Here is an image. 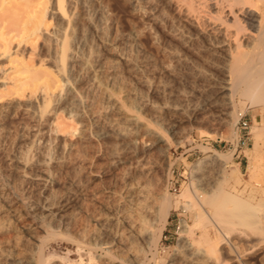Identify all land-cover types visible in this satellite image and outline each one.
Listing matches in <instances>:
<instances>
[{
    "label": "bare ground",
    "instance_id": "1",
    "mask_svg": "<svg viewBox=\"0 0 264 264\" xmlns=\"http://www.w3.org/2000/svg\"><path fill=\"white\" fill-rule=\"evenodd\" d=\"M50 2L52 7L48 11ZM113 2L114 0H100L97 4L96 1L99 11H96L98 8L95 9L97 15L95 13L94 15L98 19L95 20V16L93 18L90 16L93 13L87 14L88 9L83 5L82 0H0V242L5 240L7 244V246L0 244V264H47L45 242L52 233L61 230L69 236L70 240L76 242L77 251L82 247H87L69 235L72 226L70 217L72 216L68 217L67 211L71 203L69 201L68 203L67 199L64 200L65 198L62 196L61 199L60 196L58 198L54 189L62 179L59 178V175L65 167L69 166L70 171L77 170L78 174L76 171L74 173L79 178V173L84 170L83 164L91 154L88 149L93 147L90 141L92 138L89 136L94 133L86 135L88 132L86 131L84 135L81 131V137L76 135L77 139L73 135L76 127L89 123L90 120H87L89 115L94 124L91 123L92 126L100 129L98 135H96L97 133L94 135V138L97 136L98 140L97 138L94 140L103 143L113 140L120 148L113 150L111 147L112 149H110L114 152L119 150L114 153L117 154L116 157L108 150L112 155L110 157H114V159L112 158L114 162L112 170L117 175L116 179L120 181L119 186L116 185L119 187L117 189L119 191L116 190L119 194L117 193V196L114 197L113 192L115 191L111 192L113 185L108 193L111 194H109L110 196L113 195L114 199L116 198L115 202L119 201L121 204L118 205L116 202L117 205H111L110 210L107 208L108 213H102L103 215L108 214L109 221H112L113 225L110 224L111 233L106 232L108 229L104 231L107 228L104 227L107 217L106 221L101 219L105 222L93 219L95 224L89 219L84 224L79 237L88 241L87 264H130L121 256L120 259L116 258L117 262L108 259V256L113 255L114 251L112 252V250L114 249L112 248H115L116 251L119 250L120 253L121 248H124L121 245L126 241H129L131 245L134 243L147 244V247H130L132 250L129 251L128 256L134 261L139 260L140 254L144 257L145 252H151L152 247H156L161 240L171 210L180 204L186 210L192 208L195 216L194 226H198L201 230L198 239H196L192 227L187 222H182L183 233L188 234L190 238L187 239L188 245L186 246L189 254L175 256L171 260V264H229L231 262L241 264L238 256L232 255L231 248L220 249L221 242L224 240H232L233 244L238 242L245 244L243 252L249 258L243 264H264V0H121L122 6L132 8V12L135 11V16L139 20V23L130 22L128 24L130 31L128 28L127 30L128 33L131 32L135 43L133 40L132 42L135 46L128 45L127 49L135 47L134 49L138 48L141 51L140 49L143 47H139L147 44L150 49L157 52L156 57L151 58L150 54L146 55L150 56L152 61L147 60L149 59L147 57L144 60L145 55L142 57L140 54L142 57L139 55L140 60H144L141 62L137 59L139 54L137 50L135 51L138 54L132 55L131 48L128 49L131 53L126 47L120 48L121 44L125 46L123 43L125 40L121 41V37H117L118 33L115 32V29H113L115 30L114 35L111 34L113 30L109 29L111 33L108 32L107 21L110 19V14L105 10ZM143 4L148 7L142 9ZM115 5L112 10L120 8L118 7L120 5ZM129 8L123 10L127 12ZM109 11L111 10L109 9ZM114 15L112 14V16ZM111 19L113 18L111 17ZM127 19L125 22L128 21ZM135 19L134 21H137ZM109 28L112 27L109 25ZM89 31L99 34V46L95 47L96 44H92L90 41L92 34L89 35ZM94 35L97 39V34ZM161 41L166 42L165 45L160 43ZM167 42L174 43L176 52L164 59H161L162 55L160 54V61H164L159 65L164 63L165 67L166 59V61L170 60L168 65L172 62L174 65L179 63V69L180 63L183 66V61H186L187 52L194 54L199 59L203 51L210 57L207 59V63L218 69L220 73V75L218 73L219 76H213L214 80L212 81L214 82L211 83L215 88L214 90L211 87L213 91H217L216 95L214 94V100H210L208 103L204 100L203 104H207L201 105L199 108L197 105V108L194 107L195 112L193 113L188 114L187 111H191L192 106L196 103H193L190 110L187 109L188 106H186L187 108L183 106L184 103H189L183 102L184 100L188 101L189 97L188 100H181L182 102L178 103L179 107L171 105L166 107L162 104L163 106L160 105L159 109H156L155 106H150L148 104L149 96H145L144 93L150 92L152 99H155L157 95L153 98V94H158L157 88L160 87L156 86L155 92L152 85L153 79H151L153 77L149 78L151 73H148L149 75L146 73L148 76H144L148 78L144 79L143 77L144 80L137 77L141 76L140 71L143 73V69L146 70L147 67H152L154 70L153 66H156V63L153 62L159 61L157 57L161 50L160 45H163V48L168 47ZM199 42L202 46L197 45ZM145 46L144 48H146ZM166 47L164 50L168 49ZM169 47L172 48V46ZM150 49H148L149 53H153L150 52L153 51ZM145 50L144 54H148ZM36 51L37 53H35ZM29 54L32 57L35 55L37 60H33ZM165 55H167L166 52ZM165 55L163 53V57ZM203 56L205 57L204 54ZM153 58L157 59L154 61ZM192 60L189 62L193 63ZM193 61L195 62V60ZM203 62L201 61L200 65L204 64ZM201 66L203 67V65ZM199 71L203 75L208 72H204L202 69ZM125 76L133 78L136 76L135 80L139 85L135 83V86L145 87L146 92H144L145 89L142 91L143 88H140L141 90L138 87V90L132 89L133 87L129 85V81H126L128 79H125ZM197 76L201 77V74ZM177 77L176 79H178ZM133 78L129 79L130 82L133 81ZM196 81L193 82L196 83ZM211 84L209 85L211 86ZM192 88L194 89V87ZM198 89L201 88L198 87ZM203 89L200 90V93ZM134 90H140L144 95H141L140 91L135 92ZM165 92L164 90L163 97ZM167 92L169 93V91ZM172 93L174 92L171 90L169 95L171 96ZM188 93L185 94L188 95ZM177 95L179 94L177 93ZM211 95L207 93L206 99L209 100ZM172 97L163 99L166 98V101ZM196 99L194 98V100ZM194 100L192 98L191 101L194 102ZM152 102L155 104L157 101ZM177 102L179 100H176L175 103ZM173 105L176 104L173 103ZM247 105L259 108L263 117L262 127L259 132L257 131L262 143L259 146L261 148L258 150V162L255 165L257 167L255 183L251 184L249 188L247 186L240 188L235 185L227 190L222 186L223 181H221L217 183L214 190L197 194L200 188L201 190L202 187L207 189L208 184L205 172L207 164L201 163L195 171V180L199 189L194 188V192L192 191L196 200L193 198L190 188H186L178 196L179 199H175V202L169 199L166 193H160L156 181L158 175H155L158 169V167L156 169V162L159 160L156 159L157 161L152 163L150 156L153 151L162 155L165 149L170 147V138L168 139L169 136H166L169 133L168 130H165L166 133H164L161 126L151 122L152 114H158L160 117L165 115L169 117L168 114H174L177 118H181L187 126H200L206 130L210 127L217 128L223 123H231L236 129L234 131L237 132ZM210 109L219 112L215 114H219L220 118H211V115L208 114L212 111ZM64 115L71 121L75 120V125L79 124L75 128L66 124L71 130L75 129L74 132L73 130L66 131V127L60 121L62 126L58 123V118H64ZM147 115L151 120L146 118ZM174 118H170V120ZM177 118L175 119L177 120ZM59 120L63 122L62 119ZM178 123L180 122H177V126ZM170 124L168 128H170ZM90 126L88 125V127ZM88 127L83 126V129H88ZM69 131L74 133L72 138L75 140L70 137V134L68 135ZM93 132L95 131L93 130ZM102 142H99V145L103 147ZM97 144L94 145V148ZM96 149L95 151H97ZM206 150H208L209 163L217 169L224 167L226 163L224 154L211 149ZM103 154L100 155L101 159L104 158ZM108 157L106 156V159ZM154 157L151 156L153 160ZM162 157L160 156V158ZM105 161L108 163L107 160ZM106 162L103 161V163ZM97 163L95 161L94 164L97 165ZM103 163L101 161L105 168L107 164ZM90 165L92 164L90 163ZM88 166L85 165L89 168ZM97 167L95 166V168ZM99 167L102 170L101 165ZM91 168L94 167L90 166V171ZM69 170L65 174L68 175ZM83 172V175H89ZM97 172H94V175L98 176L99 172ZM236 172L239 173V171ZM74 173L72 174L75 176ZM107 173L109 174L108 171ZM92 179L94 178L92 177ZM80 180L84 183L86 178L78 180L83 184ZM33 185L35 188L36 185L40 186V189L42 188L40 197H32ZM106 187L109 188V186ZM97 194L96 196L99 198ZM109 195L107 194V196ZM110 196L107 198L110 199ZM105 203L104 205H106ZM103 210L105 211V209ZM212 227L215 230L214 234H212ZM91 228L92 230H90ZM107 236H109L108 239L111 237V240L100 243ZM129 243L123 245L126 246ZM105 244L110 245L103 247ZM97 249H101L102 252L98 258L93 255Z\"/></svg>",
    "mask_w": 264,
    "mask_h": 264
},
{
    "label": "rangeland",
    "instance_id": "2",
    "mask_svg": "<svg viewBox=\"0 0 264 264\" xmlns=\"http://www.w3.org/2000/svg\"><path fill=\"white\" fill-rule=\"evenodd\" d=\"M96 1H97V4H98V2L100 1V0H82V3H83V5H85L86 7H87V9H88V11H87V14L88 15H90L89 13H93L92 15H90V16H92V18L95 16V15H97L96 13L99 11V8H98V5L96 4ZM116 2V3H115ZM119 2V3H118ZM121 2V0L120 1H117V0H114V4H116L117 6L118 5H120V6H118V7H120V8H115L114 10H112L113 8H114V4L113 3H111V5H109L108 7L109 8H105L106 10V12L108 13V14H110L109 16H110V19H109V21H107V23H108V25H107V27H108V32H109V29H110V31H112L113 29H115V30H113L112 31V33L111 32H109V33H111V34H113L114 35V31L115 32H117L116 34H117V37L118 36H120L121 38H123V39H121L120 37V40L122 41V40H125V41H123V43H125L124 45L125 46H123V44H121L120 45V48H125L126 47V49H127V46L129 45H131V46H135V41H134V39H133V37H132V34H131V32L130 33H128L129 31H130V29L128 28V24L130 23V22H137V23H139L138 21V18L135 16V11L134 12H132V8H129V7H127V6H125V8L122 6L123 4H122V2ZM113 4V5H112ZM52 4H51V2L48 4V11L50 10V8L52 7L51 6ZM115 5V6H116ZM144 5H146V4H143L142 5V9H144V7H148V5H146V6H144ZM97 6V7H96ZM112 6V7H111ZM123 7V9H125V10H127V8H129V10H131V11H125V10H123L122 9V7ZM85 7V8H86ZM98 8V10H96L95 11V9H97ZM87 9H85V10H87ZM109 9L111 10V11H109ZM146 9V8H145ZM148 9V8H147ZM142 11H147V10H142ZM113 12V13H112ZM131 12V13H130ZM94 13H95V15H94ZM114 15V16H112V14ZM133 14H134V16H133ZM111 17L113 18V19H111ZM133 17H135V18H137V19H135V18H133ZM128 18V19H127ZM129 18H131V19H133L132 21H130L129 20ZM94 19L95 20H98L97 19V17L95 16L94 17ZM116 19V20H115ZM128 20V21H126L125 22V20ZM134 19L135 20H137V21H134ZM114 20L115 21H117L116 23L114 22ZM111 21H113L114 23H115V25H112V24H114L113 22L112 23H110ZM98 22V21H97ZM99 24V23H98ZM126 24H127V26H126ZM133 24V23H132ZM136 24V23H135ZM109 25H110V27H112V28H109ZM114 27V28H113ZM127 28H128V30H127ZM90 34H92V35H90ZM94 34H97V39H96V36L94 35ZM127 34H128V36H127ZM130 34V35H129ZM87 35H88V32H87ZM89 35H90V37L92 38H90V41L92 42V44L94 45V43L96 44L95 45V47L98 45H100V41H99V34L98 33H96V32H91V31H89ZM131 36V37H130ZM128 37V38H127ZM130 37V38H129ZM89 38V37H88ZM127 38V39H126ZM132 38V39H131ZM132 40L134 41V43L132 42ZM120 41V43H122ZM98 42H99V44H98ZM160 43H162V44H164L165 45V43L166 42H164V41H161ZM127 44V45H126ZM174 43H168L167 42V46L168 47H166V48H168V49H166V50H164V48H163V45H160L161 47V50L159 51V53H158V57L157 58H159V59H157V58H153V60L155 59H157V60H159L158 62L156 61V62H153L154 64L156 63V66H153L154 67V70H156V71H154L153 70V68L152 67H150L151 66V64L149 65V67L150 68H148L147 67V69L146 70H144L143 69V71L145 72H141L140 71V75L142 76H137L138 77V79L140 78V79H142V80H144V79H146V78H148V77H145V76H148L150 73V75H149V78H151V77H153V78H151V79H153V81H152V85H153V87H154V89H155V87L157 86V87H160V88H157L158 89V91H159V93L158 94H161L160 96L156 93V94H153V98H154V96L156 97V95H157V97L155 98V99H152V94L150 93V92H146V89H145V87L143 88L141 85H140V88L142 89L143 88V90L142 91H144V89H145V91L144 92H146V93H144L145 94V96H149L148 98L150 99H148V104L151 106V105H153V106H155L156 107V109H159V107H160V105L161 106H165L166 105V107H167V105H171V106H178L179 104L178 103H181L184 99H187L188 100V97H189V100L188 101H183V102H189V103H184V107L185 108H187L186 106H188V110H190V108H192L191 109V111H187V113L189 114V113H193V112H195L194 111V107L195 108H197V105H198V108H199V106H205L210 100H214L213 98H215V95H216V92L217 91H213V89L215 90V88L213 87V83L212 82H214V81H212V80H214V77L215 76H217L218 75V73H219V71H218V69H216L215 67H213L212 65H210V63H207V59H210V57H209V55L206 53V52H203L202 51V54H201V57L203 56V54L205 55V57L203 56L202 58L201 57H199V59H198V57L197 56H195L194 54L192 55L190 52L188 53L187 52V55H186V57H185V59H186V61H183V66H181V63H180V68L178 69V65H179V63H176L175 65H174V63L172 62L171 64H173L174 66H175V69H173V65H171L172 66V68H171V66L170 65H168L169 64V62H170V60H168V61H166V59H165V67H164V63L160 66L159 65V63L161 62H163L164 60H162V61H160V57H161V55H162V57H163V53H164V55H165V52H166V54L167 55H165L163 58L161 57V59H164L166 56H168V55H171L172 53H174V52H176V47H175V45H173ZM146 45V46H145ZM145 45H143V46H137V47H139V48H141V47H143V49L141 48L140 50L141 51H139L138 50V48L137 49H134L135 47H128V49H130L131 48V52H130V50H128L132 55H137L138 54V52H139V54L137 55L138 57H137V59L141 62L143 59L144 60H146L145 59V57H147L146 55H149L150 54V56H151V58L152 57H156L157 55V52H155L156 50H154V49H152L153 51H150V52H153V53H155V54H153V53H149V51H148V49H150V47H149V45H147V44H145ZM197 45H201L202 46V44H201V42H199V43H197ZM144 46L146 47V48H144ZM169 46H172V48L171 47H169ZM147 47H149V48H147ZM174 48V49H173ZM134 49V50H133ZM145 49H147V50H145ZM150 49V50H151ZM135 50H137V51H135ZM143 50V51H142ZM144 50L145 51H147L148 52V54L146 53V54H144L145 52H144ZM168 50V51H167ZM164 51V52H163ZM135 52V53H134ZM141 52V53H140ZM160 52H162V53H160ZM170 52V53H169ZM29 53H31V52H29ZM35 53H37V51L35 52ZM35 53H33V54H35ZM142 55V57H143V55H145L144 57H143V59H141L140 60V57H141V55ZM161 54V55H160ZM30 55V54H29ZM31 55H32V53H31ZM30 55V56H31ZM36 55V54H35ZM35 55H33V57H32V59L33 60H37V57L35 56ZM139 55H140V57H139ZM191 55V56H190ZM150 56H148L147 58H149V59H147V60H151L152 61V59L150 58ZM190 56V57H189ZM208 56V57H207ZM141 57V58H142ZM197 59V61H196V59ZM201 58V59H200ZM191 59H193V60H195V62L192 60V62L193 63H191V61L189 62V60H191ZM143 60V61H144ZM154 60V61H155ZM200 60V61H199ZM199 61V62H198ZM201 61H204L203 63L205 64H208V65H204V64H202L201 63V65H203V67L200 65V62ZM206 61V62H205ZM186 62V63H185ZM152 63V62H151ZM167 63V64H166ZM188 63H190V64H188ZM198 63H199V65H198ZM186 64H188V65H186ZM193 64V65H192ZM197 64V65H196ZM190 65V66H189ZM210 65V66H209ZM166 66H167V68H168V66H169V71H168V69L166 68ZM196 66V67H195ZM162 67V68H161ZM182 67V68H181ZM189 67V68H188ZM200 67H202V68H200ZM156 68V69H155ZM163 68H165V69H163ZM199 68V69H198ZM206 68V69H205ZM208 68V69H207ZM149 69V70H148ZM150 69H152V70H150ZM162 69V70H161ZM197 69V70H196ZM202 69V71H204V72H212L211 74H210V72L208 73H204V75H206V76H204L203 74H202V72L201 71H199V70H201ZM167 71V72H165V71ZM175 70V71H174ZM147 71H149V72H147ZM153 71V72H152ZM168 72H169V74H168ZM199 72V73H198ZM201 72V73H200ZM148 75H147V74ZM143 74V75H142ZM156 74V75H155ZM181 74H182V76H181ZM184 74V75H183ZM191 74V75H190ZM201 74V77L200 76H197V75H200ZM210 74V75H209ZM213 74V75H212ZM145 75V76H144ZM152 75V76H151ZM155 77H154V76ZM173 75V76H172ZM179 75V77H177ZM187 75V76H186ZM194 75V76H193ZM215 75V76H214ZM219 75H220V73H219ZM218 75V76H219ZM175 76V77H174ZM214 76V77H213ZM126 78L125 79H128V80H126L128 83H130L129 85L131 86V87H133L132 89H137V87H138V81L137 80H135V77L133 78V77H128V76H125ZM143 77H144V79H143ZM176 77L178 78V79H176ZM181 77H182V79H181ZM211 79H210V78ZM131 78H133V81H131L130 82V80H132ZM196 78V79H195ZM130 79V80H129ZM201 80V81H198V80ZM135 80V81H134ZM150 80V79H149ZM196 81V83L195 82H193V81ZM211 80V81H210ZM151 81V80H150ZM155 81V82H154ZM182 81V82H181ZM205 81V82H204ZM207 81V82H206ZM133 82V83H132ZM179 82V83H178ZM200 82V83H199ZM135 83H137L138 85L137 86H135ZM156 83V85L154 86V84ZM191 83H193L192 85H191ZM195 83V84H194ZM211 84V86L209 85V84ZM134 85V86H132V85ZM197 84V85H196ZM208 84V85H207ZM204 85V86H203ZM162 86H165V87H167L166 89H165V87H162ZM170 86V87H169ZM187 86V87H186ZM190 86V87H189ZM196 86H197V89H196ZM206 86V87H205ZM135 87V88H134ZM192 87H194V89L192 88ZM198 87L199 88H201V89H203L202 91H201V93L203 92H206L205 94H201L200 93V90L198 89ZM213 89H212V88ZM139 88V87H138ZM139 88V89H140ZM164 88V89H163ZM172 88V89H171ZM174 88V89H173ZM186 88V89H185ZM205 88H206V90H205ZM140 89V90H141ZM157 89H155V92H156V90ZM169 89H171L172 90V92H174V93H172V95L170 96L169 94L171 93V90H169ZM180 91H179V90ZM183 89H184V91H183ZM196 89V90H195ZM209 89H210V91H209ZM138 90V89H137ZM137 90H134L135 92H139V91H137ZM161 90V91H160ZM163 90V91H162ZM164 90L166 91L165 93H164V97H172V98H170L169 100H166L165 101V99H163L164 97L162 96L163 95V92H164ZM177 90V91H176ZM190 90V91H189ZM192 90V91H191ZM199 90V91H198ZM142 91H140V94L141 95H144V94H142L143 92ZM157 91V92H158ZM167 91H169V93L167 92ZM186 91V92H185ZM162 92V93H161ZM187 92H191L192 94H189L188 93V95H186L187 94ZM196 94H195V93ZM215 92V93H214ZM179 94V95H177L176 96V94ZM186 93V94H185ZM201 95L200 97H199V94ZM207 93L208 94H212L211 95V98L208 100V99H206L207 98ZM184 94V95H183ZM215 94V95H214ZM151 95V96H150ZM167 95V96H166ZM192 95V96H191ZM193 95H194V97H193ZM196 95V96H195ZM160 98H159V97ZM176 96V97H175ZM179 96V97H178ZM182 96V97H181ZM184 96V97H183ZM187 96V97H186ZM197 96H198V98H197ZM213 96V97H212ZM175 97V99L176 100H179V102H177V103H175L176 102V100L175 99H173ZM191 97V98H190ZM204 98L205 97V99H202V98ZM210 97V96H209ZM208 97V98H209ZM167 98V99H168ZM192 98H193V100H194V98L196 99V100H194V102L193 101H191L192 100ZM158 99V100H157ZM174 100L173 101V103L174 104H176V105H173V103H172V100ZM191 99V100H190ZM198 99H199V101H198ZM157 101L155 104H158V105H155V104H152L153 102L152 101ZM182 100V101H181ZM207 102V103H205V105L203 104L205 101ZM208 100V101H207ZM164 101H165V103H164ZM191 101V102H190ZM196 101V102H195ZM197 101H198V103H197ZM152 102V103H151ZM160 104H159V103ZM166 102H168L167 104H166ZM202 102V103H201ZM172 103V104H171ZM193 103L195 104L196 103V105H193ZM163 104V105H162ZM190 105V106H189ZM193 105V106H192ZM192 106V107H191ZM179 107V106H178ZM205 108V107H204ZM207 109H208V106H207ZM167 110V109H166ZM210 110H212L213 111V113L211 114V112L212 111H210ZM207 113L208 114H210L211 115V118H217V119H219L220 117V115L218 114V115H216L215 113H219V112H216L214 109H210ZM215 111V112H214ZM155 114V113H154ZM152 114V120L151 119H149V115H147V119H149V120H151V122L152 123H154L155 125H157V126H161L160 128H162V131L164 132L165 130L167 131L168 130V132L169 133H167V135L166 136H169L168 137V139H169V148L167 147V149H165V151L162 153V155H160L159 154V152L157 153L156 151V153L153 151L152 152V154H151V156L153 155V157L156 155V157H154V160H153V158H151V156H150V160L152 161V163H155L157 160H159V161H157L156 162V169H157V167H158V169L156 170V173L157 174H155V175H158V176H156V178L158 179V180H156L157 181V183H158V186H159V192L160 193H166L167 195H168V197H169V199H171L173 202H175V199L177 200V199H179L178 198V196L179 195H181V193L186 189V188H190V190H191V193L193 194V198L196 200V197L194 196V188H196L197 190L199 189V187L197 186V182H196V180H195V171H196V167L199 165V164H201V163H204V164H207V167L205 168L206 170H205V172H206V174H207V177H208V184H207V189H203V187H202V190H201V188H200V190H198V192H197V194H199V193H203V192H205V191H211L212 189L214 190V188L216 187V185H217V183L218 182H221V181H223V184H222V186L224 187V188H226L227 190H229V189H231L233 186H235V185H237L238 187H240V188H243V187H245V186H247L248 188L250 187V185L251 184H254L255 183V180H256V176L255 175H257V167L255 166L256 164H257V162H258V150H260V148L261 147H259V146H261V143H262V140L258 137V132H259V129L262 127V124H263V117L261 116L262 114L260 113V109L259 108H257V107H251L250 105H247V107H246V110H245V112H244V114H243V117H242V119L240 120V122H239V126H238V129H237V132H235L236 131V129H235V127H234V125H232L231 123H223V124H221V125H219L217 128H213V127H210V128H208L207 130L205 129V128H203V127H200V126H187L186 124H184L183 123V120L181 119V118H177L174 114L172 115H170V114H168L169 115V117L170 118H177V120L174 118V119H171L170 120V118L168 117V116H158V114ZM177 114V116H178V113H176ZM215 114V115H214ZM156 115H157V118H156ZM61 116H62V114H61ZM60 116V117H61ZM181 116H183V115H181ZM213 116V117H212ZM154 117H155V119H154ZM180 117V116H179ZM90 118V115L88 116V118H87V120H90L89 121V123L87 124V125H79V124H77V125H79L78 127H76L77 125H75L74 124V121L72 120L71 121V119H69V118H67V116L65 117V115H64V118L63 117H61V118H58V123H59V121L63 124V126L64 127H66L65 128V130L66 131H68V130H70V131H72L73 130V128H72V130H71V128L70 127H67L68 125L69 126H71V127H76L74 130H75V132H74V130H73V132L75 133H70V131H69V133H68V135L70 134V137L72 138V134H74L73 135V137L75 136L76 138L75 139H77L80 135H81V131L83 132V134L85 135L86 134V131H88L87 132V134L86 135H91V133L93 134L94 133V135L96 134V135H98V132H99V130H98V127H96V126H92V124H93V122H92V120H91V118ZM150 118H151V115H150ZM158 118H159V120H158ZM161 118V119H160ZM167 119V121H165L166 119ZM168 118H169V120H168ZM59 119H62L63 120V122L61 121V120H59ZM165 119V120H164ZM180 121H179V120ZM65 121V122H64ZM156 121V122H155ZM162 121V122H161ZM163 121H164V123L166 124V127H164L165 126V124L163 123ZM77 122V121H76ZM158 122V123H157ZM159 122H160V125H158L159 124ZM177 122H182L183 123V125H182V123H181V125H180V123H178V126H177ZM61 123H59L61 126H62V124ZM92 123V124H91ZM157 123V124H156ZM162 123H163V125H162ZM167 123H173V124H170V128H168L169 126V124H167ZM65 124V125H64ZM66 124H67V126H66ZM75 126H74V125ZM88 125L90 126V127H88ZM94 125V124H93ZM172 125L173 126H175L176 128H178V129H176L175 127V129L172 127ZM185 125V126H184ZM82 126V127H81ZM83 126H85V127H88V129H91L92 127V129L95 131V132H93V130L91 129V130H88V129H86V128H84L83 129ZM184 126V127H183ZM96 127V128H95ZM171 127H172V129L173 130H175L174 132H173V130L171 129ZM63 128V127H62ZM164 128V129H163ZM166 128H168V129H166ZM77 129H79L78 130V132H77ZM98 131H97V130ZM85 130V131H84ZM177 130V131H176ZM235 130V131H234ZM91 131V132H90ZM258 131V132H257ZM85 132V133H84ZM90 132V134H88ZM207 132V133H206ZM77 133V134H76ZM164 133H166V132H164ZM82 134V135H83ZM78 137H77V136ZM94 135H92V136H89V138H92V140H90L91 141V144H92V148H90V150L88 149V151H90V156H94V157H96V158H90V156L89 157H87V161H86V159H85V157H84V160L86 161V162H84V164H83V169L85 170V172H83L84 170H82L81 171V173H79V175H80V178H79V176L77 175L78 173V171L77 170H73L72 169V167L70 166V169H72L71 171L69 170V166H67V167H65L64 169H63V172L61 171L60 172V175H59V178H62V179H60L59 180V183H58V185L56 186V189H54V191L56 192V196H58V198H59V196H60V199H61V196H62V198H65L64 200H66L67 202L69 201L71 204H69V210L67 211V214H68V217H70V216H72V217H70L71 219H72V221H71V227H70V230H69V235H72L71 237H73V239H77L78 241H81L82 242V244L84 245V246H86L87 245V247H82L79 251H77V249H78V246H77V244H76V242L75 241H73V240H70L69 239V236L68 235H66V233L65 232H63V230H61L60 232H57V233H52V235L47 239V241L45 242V245H46V247H45V252H46V254H47V257H48V259L47 260H45L46 261V263L47 264H87L88 263V241L87 240H83L82 238H80L79 236H80V233L82 232V228L84 227V224H86V222H87V220H92L93 222H94V220L95 221H101V222H103L104 220H105V218L107 217V222H105L104 224H105V230L104 231H106L107 229V231L106 232H110L111 233V231H110V224H111V226L113 225L111 222L112 221H109V216H108V214H106V215H103L104 213H108L109 211L108 210H110V206L112 205H114L116 202H115V199H114V197H116L117 196V193L119 194V192H116V190L117 189H119V187H117L116 185H118L119 186V184H120V181H119V179H116L117 178V175H116V173L115 172H113V170L112 169H114V162L112 161V158L114 159V157H110V156H112V155H110V154H114V153H116V152H118V151H116V152H114V151H112V150H110V149H112L111 147H113V150L115 149V150H117V149H120L118 146H117V144L113 141V140H109V141H106V142H108V143H106L105 141H104V143L102 142V141H97L98 140V138H97V136H95V138H94ZM69 137V138H70ZM81 137V136H80ZM86 137V136H85ZM88 137V136H87ZM70 138V139H71ZM97 138V140H94V139H96ZM73 139V138H72ZM75 139H73V140H75ZM95 141V142H94ZM261 141V142H260ZM94 142V143H93ZM99 142H102L101 144L103 145V147H106V148H103L102 146H100L99 145ZM112 142H114L113 144H112ZM98 143V144H97ZM90 144V145H91ZM97 144V146H99V148H97V146H96V148H94L95 146L94 145H96ZM108 144V145H107ZM119 145V144H118ZM117 146V147H116ZM110 147V148H109ZM94 149V150H93ZM95 149L98 151H95ZM99 149V150H98ZM102 149H104V150H102ZM107 149V151L108 150H110V151H106L108 154H109V152H110V154L108 155L106 152H105V150ZM206 149H211V150H215V151H217V152H219V153H222V154H224L225 155V165H224V167H222V168H216L214 165H212L211 163H209L210 161H209V159H208V154H207V152H208V150H206ZM91 150H93V151H91ZM94 151H95V153H94ZM101 151H103V152H101ZM97 152V153H96ZM93 153V154H92ZM105 155H104V154ZM166 153V154H165ZM96 154V155H95ZM101 154H103L102 156H104V158L103 159H101ZM107 154V155H106ZM115 155H117V154H114V156ZM164 155V156H163ZM106 156L108 157L107 159H106ZM160 156L162 157V158H160ZM116 157V156H115ZM90 159H92L91 160V162H90ZM102 161V163H103V161L104 162H106L105 160H107L108 161V163L106 162V163H103V164H107L106 165V167L105 168H103L105 165H102L101 164V161ZM105 159V160H104ZM111 159V160H110ZM157 159V160H156ZM257 160V161H256ZM94 161V162H93ZM95 161H96V163H97V161H98V163H97V165H98V167H97V165H95L94 163H95ZM100 161V162H99ZM112 161V162H111ZM161 161V162H160ZM92 164V165H90V163ZM253 164H252V163ZM87 165H89L88 167L90 168V166H92V167H94L95 168V166L97 167V168H99L97 171L99 172V174H100V176H99V174H98V176L100 177H98L97 175H94V172L96 173L97 171H95L97 168H91L92 170L90 171V169L89 168H87V167H85V165L86 164ZM89 163V164H88ZM252 164V165H251ZM94 165V166H93ZM101 165V167H102V170H101V168L99 167ZM86 169H85V168ZM67 168V169H66ZM110 168H111V170H110ZM65 169H66V172H67V170H69L68 171V175L67 174H65L66 172H64L65 171ZM88 169V170H87ZM256 169V170H255ZM87 170V171H86ZM94 170V172H92ZM101 170V171H100ZM103 170H105L104 172H103ZM110 170V171H109ZM76 171V173H74ZM107 171L109 172V174L107 173ZM236 171H239V173H237ZM74 173L75 174V176L72 174V173ZM82 172L84 173V174H89V175H83L82 174ZM90 172V173H89ZM97 172V173H98ZM103 174H102V173ZM111 172V173H110ZM113 172V173H112ZM62 173H64L63 174V176H62ZM70 174H72L71 176H70ZM82 174V175H81ZM91 174V175H90ZM105 174V175H104ZM108 175V177H107V175ZM114 174V175H113ZM66 175V176H65ZM77 175V176H76ZM110 175V176H109ZM74 176V177H73ZM83 176H85V178H86V180H84L85 178H83ZM89 176V178H87ZM95 176V177H94ZM97 176V177H96ZM113 176H116V177H113ZM255 176V177H254ZM77 177H78V179H77ZM92 177L94 178V179H92ZM254 177V178H253ZM99 180H98V179ZM103 180H102V179ZM79 179H83L84 180V183L82 182V180H80L83 184H81L80 182H78V180ZM88 179H92L91 181L90 180H88ZM95 179H96V181H95ZM111 179V180H110ZM113 179H115V180H118L117 182L115 181V180H113ZM255 179V180H254ZM88 180V181H87ZM94 180V181H93ZM102 180V181H101ZM87 181V182H86ZM113 181V182H112ZM116 183H115V182ZM61 182V183H60ZM92 182V183H91ZM89 183V184H88ZM113 183V184H112ZM118 183V184H117ZM115 184V185H114ZM83 185V186H82ZM84 185H85V188H84ZM113 185V187H112V189L113 190H111V186ZM82 186V187H81ZM89 186V187H88ZM102 186V187H101ZM104 186V187H103ZM106 186H109V188L108 187H106ZM117 188H116V187ZM190 186V187H189ZM40 186H38V185H36V188H35V186L33 185V187H32V191L34 192H32V197H40V194H41V189L39 188ZM88 187V188H87ZM87 188V189H86ZM105 190H104V189ZM107 188H108V190H107ZM83 189H84V191H83ZM97 189V190H96ZM98 189H99V191H98ZM36 190H37V192H36ZM59 190V191H58ZM94 190H96V191H93ZM101 190H103L102 192H101ZM107 190V191H106ZM109 190H111V192H113V191H115L116 192V194H115V192H113L114 193V197H112V196H110L111 194L110 193H108V192H110ZM38 191H39V193H38ZM57 191H58V193H57ZM105 191V192H104ZM117 191H119V190H117ZM193 191V192H192ZM95 193V194H94ZM98 193V194H97ZM104 194V195H102V194ZM112 193V194H113ZM58 194V195H57ZM94 194V195H93ZM96 194L99 196V198L96 196ZM107 194L111 197L110 199L112 200H110V199H108L109 198V196H107ZM37 195H39V196H37ZM96 196V197H95ZM68 197V198H67ZM103 197H104V199H103ZM106 197V198H105ZM108 197V198H107ZM95 198H97V199H95ZM99 199V200H98ZM89 200H92V201H89ZM98 200V201H97ZM107 200V201H106ZM103 201H106V205H104V203H103ZM113 203H111V202ZM68 202V203H69ZM111 204H110V203ZM182 201L180 200V203H181ZM103 203V204H102ZM108 203V204H107ZM118 203V205H120L121 203L118 201L117 202ZM179 203V204H180ZM107 205H109V206H107ZM115 205H117V204H115ZM114 205V206H115ZM104 206H105V208H104ZM73 207V208H72ZM180 207V208H179ZM107 208H108V210H107ZM70 209H71V211H70ZM103 209H105V211L103 210ZM101 211V212H100ZM69 212H71V213H69ZM104 212V213H103ZM101 213V214H100ZM103 213V214H102ZM99 218H100V220H99ZM94 219V220H93ZM101 219H104V220H101ZM194 220H195V216H194V211L192 210V208H190V209H184L183 207H182V205L180 204V205H178V207L177 208H173L172 210H171V212H170V216H169V219H168V223L166 224V226H165V228H164V230H163V233H162V237H161V240L158 242V244L156 245V247H152V251L151 252H145V256L144 257H142V255L140 254V256H139V260H135L134 261V259H132V258H128V256H129V251H131L132 250V248L130 249V247H136V246H139V247H147L148 245L147 244H142L141 242H138V243H141V244H137V243H134L133 245H131L130 243H129V241H126L125 243L123 242V244L125 245L126 243H129L128 245H126V246H124L123 244L121 245V247L123 246L124 248L125 247H127V248H125V250H124V248H121L122 250H120V253H119V250H117L116 251V249L115 248H112V249H114V250H112V252H113V255L112 256H108V259H110L111 261H115V262H117L118 261V259H120L121 257H123V259L124 260H126V262H130V264H139V263H141V264H171V260L175 257V256H182V255H188L189 254V252L186 250V246L188 245V242H187V239L189 238V236H188V234H185V233H183V230H184V228L182 227V222H187L191 227H192V230L194 231V233L196 234L195 235V238L196 239H198V236L200 235V228L198 227V226H194ZM110 222V223H109ZM95 224H96V222H94ZM109 224V225H108ZM96 227H98V226H96ZM95 227V228H96ZM109 227V228H108ZM93 228V227H92ZM92 228L90 229V230H92ZM214 232H215V230H214V227H212V234H214ZM109 233V234H110ZM110 236V235H109ZM109 236H107L106 238H104V239H102L101 241H100V243H102V242H104V241H110L111 240V237H110V239H108V237ZM111 236H112V234H111ZM190 239V238H189ZM223 241V240H222ZM4 242V244H2ZM187 242V244L185 245V243ZM222 244H221V246H220V249H223V248H231V250L233 251L232 252V255L233 256H238V259H239V261H241V264H243V262L245 261V260H248V258H249V256H247L244 252H243V250H244V248H245V244L243 243V242H238L237 244H233L232 243V240H224L223 242H221ZM0 244L3 246H7V244H6V242H5V240H1V242H0ZM11 245H12V243H11ZM110 244H105L103 247H108ZM129 245H131V246H129ZM24 247V246H23ZM14 248V247H13ZM14 249H16V247L14 248ZM127 249V250H126ZM129 249V250H128ZM134 250V249H133ZM115 251L117 252V254L115 253ZM142 252V251H141ZM115 253V254H114ZM119 253V254H118ZM100 254H102V252H101V249H97L96 251H94L93 252V255H94V257H96V258H98L99 257V255ZM121 256V257H120ZM118 257V259H116ZM140 259H141V262H139L140 261ZM41 263H43V262H41ZM229 264H235L234 262H231V263H229Z\"/></svg>",
    "mask_w": 264,
    "mask_h": 264
}]
</instances>
